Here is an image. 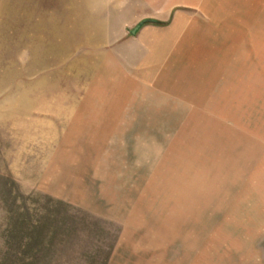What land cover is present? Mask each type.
<instances>
[{
	"label": "rangeland",
	"instance_id": "obj_1",
	"mask_svg": "<svg viewBox=\"0 0 264 264\" xmlns=\"http://www.w3.org/2000/svg\"><path fill=\"white\" fill-rule=\"evenodd\" d=\"M263 3L0 0V264H264Z\"/></svg>",
	"mask_w": 264,
	"mask_h": 264
},
{
	"label": "water",
	"instance_id": "obj_2",
	"mask_svg": "<svg viewBox=\"0 0 264 264\" xmlns=\"http://www.w3.org/2000/svg\"><path fill=\"white\" fill-rule=\"evenodd\" d=\"M152 21L151 20H144L142 21L138 26H136L134 28V30L131 32L132 35H134L136 33V31L144 24H148V23H151Z\"/></svg>",
	"mask_w": 264,
	"mask_h": 264
},
{
	"label": "crops",
	"instance_id": "obj_3",
	"mask_svg": "<svg viewBox=\"0 0 264 264\" xmlns=\"http://www.w3.org/2000/svg\"><path fill=\"white\" fill-rule=\"evenodd\" d=\"M264 2V0H263ZM232 3V1L230 2V4ZM224 3H222L221 5H223ZM262 15H263V18H264V3H263V10H262Z\"/></svg>",
	"mask_w": 264,
	"mask_h": 264
},
{
	"label": "trees",
	"instance_id": "obj_4",
	"mask_svg": "<svg viewBox=\"0 0 264 264\" xmlns=\"http://www.w3.org/2000/svg\"><path fill=\"white\" fill-rule=\"evenodd\" d=\"M151 23H154V24H157V25H162V24H160V23H158V22H151Z\"/></svg>",
	"mask_w": 264,
	"mask_h": 264
}]
</instances>
